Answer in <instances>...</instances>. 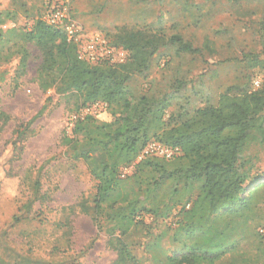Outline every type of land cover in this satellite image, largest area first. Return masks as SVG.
<instances>
[{
    "label": "trees",
    "instance_id": "trees-1",
    "mask_svg": "<svg viewBox=\"0 0 264 264\" xmlns=\"http://www.w3.org/2000/svg\"><path fill=\"white\" fill-rule=\"evenodd\" d=\"M14 19L13 11L0 12V63L17 58L15 79L25 73L30 44L41 56L36 70L41 91L53 89L60 96H73L76 107L106 103L108 121L87 116L75 122L72 135L62 141L67 159L82 160L96 181L92 208L83 203L81 210H91L93 220L104 230L105 245L115 253L109 264H140L125 241V235L139 222L135 217L165 215L177 206L181 208L174 240L181 249L169 257V264L213 262L235 251L250 217L264 202V181L256 182L239 163L248 143H264V59L251 58L263 69L260 85L254 90L232 94L233 87H227L216 96L206 93L200 99L198 89L187 77H180L161 90L134 97L127 81L148 71L161 47L175 44L177 53H199L201 49L178 33L168 36L160 17L157 25L121 26L105 33L108 42L126 49L128 56L123 63L92 65L77 58L74 45L59 28L41 19L29 27H1ZM260 31L264 54L263 22ZM209 46L207 41L204 48ZM184 94L190 97L183 114L177 110ZM9 120L0 111V130ZM28 133L27 124L12 130L10 165L20 159ZM150 141L178 147L179 153L170 159L142 158L129 175L121 177V166L133 162ZM42 168L31 182L35 191ZM100 215L105 225H101ZM257 230L250 234L260 243ZM230 264L264 262L244 251L232 255Z\"/></svg>",
    "mask_w": 264,
    "mask_h": 264
},
{
    "label": "rangeland",
    "instance_id": "rangeland-1",
    "mask_svg": "<svg viewBox=\"0 0 264 264\" xmlns=\"http://www.w3.org/2000/svg\"><path fill=\"white\" fill-rule=\"evenodd\" d=\"M44 2L0 0V12L13 11L15 15L13 21L5 23L6 27L11 23L29 27L40 19ZM69 2L72 17L87 32L104 35L121 26L157 25L161 17V26L168 36L178 33L201 49L199 53H177L175 44L161 47L149 70L127 81L126 87L134 97L156 88L161 90L180 77L188 78V83L198 89L200 99L206 93L216 96L227 87H233L230 92L238 94L253 89L254 80H262L263 69L254 65L251 58L256 55L264 59L260 39L264 0ZM207 41L209 49L204 48ZM27 48L30 57L25 73L19 78H14L17 58L0 63V111L10 116L0 130V264H109L115 253L105 245L104 230L93 220L91 210L89 213L81 210L83 203L92 208L96 181L82 160L67 159L62 141V137L72 135L74 123L82 120L71 122L79 107L73 96H60L53 89L41 91L36 81L41 56L35 46L28 44ZM246 53L249 55L244 56ZM189 97L183 95L177 111L183 114L187 111ZM88 116L100 121L110 119L105 106ZM25 124L29 133L23 152L10 165L8 140L15 126ZM138 161L136 157L121 166L120 176L129 175ZM239 163L250 177L257 178L256 182L264 181V143H248ZM42 165L40 184L35 191L31 182ZM180 208L174 207L165 215L135 217L139 222L125 235V241L140 264H169V257L179 252L181 246L174 240V233ZM100 220L105 225L102 215ZM261 225H264V202L250 217L247 232L235 251L200 264H230L232 255L244 251L264 262V250L258 252L264 249L257 230ZM255 229L262 243L250 234Z\"/></svg>",
    "mask_w": 264,
    "mask_h": 264
},
{
    "label": "built area",
    "instance_id": "built-area-1",
    "mask_svg": "<svg viewBox=\"0 0 264 264\" xmlns=\"http://www.w3.org/2000/svg\"><path fill=\"white\" fill-rule=\"evenodd\" d=\"M40 15L42 21L59 28L63 32L66 41L74 45L76 56L81 61L92 65L104 62L118 64L123 63L128 56L126 49L112 45L104 35L85 31L81 24L72 17L69 0H45ZM11 26H14V24L11 23ZM3 27L6 28V25H3ZM252 84V90H254L259 87L260 81L254 80ZM102 106L106 107V103L97 101L79 107L72 116V124L78 119L92 115ZM178 153V147L165 146L157 141H150L140 151L137 158L140 160L147 156H156L170 159ZM258 233L264 241V227H260Z\"/></svg>",
    "mask_w": 264,
    "mask_h": 264
}]
</instances>
